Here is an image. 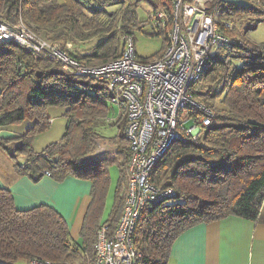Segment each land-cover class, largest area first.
I'll list each match as a JSON object with an SVG mask.
<instances>
[{
  "label": "trees",
  "instance_id": "1",
  "mask_svg": "<svg viewBox=\"0 0 264 264\" xmlns=\"http://www.w3.org/2000/svg\"><path fill=\"white\" fill-rule=\"evenodd\" d=\"M142 2L151 11L170 13L171 0H0V20L12 27L21 22L82 63L99 65L120 55L124 35L134 42V30L144 25L137 18ZM223 3L218 0L215 13L224 12ZM259 4L229 8L238 16H256L252 26L243 28L240 43L226 35V23L221 26L217 19V32L227 39L217 45L228 46V55L224 60L218 52L208 54L200 83L210 85L197 93L213 117L197 138L168 146L152 168L150 182L172 188L175 196L142 209L133 231L140 256L133 264H167L176 238L196 224L227 216L253 222L264 218V42L243 39L264 21V6ZM104 100L108 94L103 82L77 75L45 53L14 41L0 44V127L31 123L21 135L0 136V150L13 162L14 174L36 180L48 173L55 182L75 178L91 183L79 244L70 240L65 219L54 209L40 204L18 210L11 191L0 187V264H90L100 227L105 225L107 235L113 234L124 205L129 154L125 117L118 111L119 134L106 140L115 145L113 152L93 155L105 141L97 131L98 120L107 114ZM52 107L64 110V133L36 152L33 139L48 129L47 111ZM112 163H118L119 178L112 207L100 222Z\"/></svg>",
  "mask_w": 264,
  "mask_h": 264
},
{
  "label": "built area",
  "instance_id": "2",
  "mask_svg": "<svg viewBox=\"0 0 264 264\" xmlns=\"http://www.w3.org/2000/svg\"><path fill=\"white\" fill-rule=\"evenodd\" d=\"M218 0H171L169 16L158 9L149 16L152 32L169 23L162 52L155 59L136 57L131 35L123 36L120 55L99 65L70 56L57 42L42 39L21 22L9 26L0 20V44L11 41L35 53H45L71 72L103 82L108 101L125 117L128 173L122 213L112 235L105 225L97 233L90 264H133L140 256L133 243L135 223L142 209L173 199L175 191L150 182L156 161L172 143L197 138L213 117V110L198 96L208 54L220 36L215 7ZM260 0H250L257 5ZM230 28V23L226 22ZM70 47V44H66ZM49 176L48 173H45ZM31 264H50L32 261Z\"/></svg>",
  "mask_w": 264,
  "mask_h": 264
},
{
  "label": "crops",
  "instance_id": "3",
  "mask_svg": "<svg viewBox=\"0 0 264 264\" xmlns=\"http://www.w3.org/2000/svg\"><path fill=\"white\" fill-rule=\"evenodd\" d=\"M47 114L50 118L48 129L37 134L32 142L36 152L59 141L66 127L62 108H49ZM30 125L29 121H24L17 126L0 127V136L21 135ZM0 154L3 159L5 157L6 168L0 175V187L11 191L15 208L26 210L40 204L51 207L65 219L70 240L81 243L80 231L91 201V183L75 178L55 182L46 175L36 180L26 175L18 177L6 153ZM167 264H264V218L253 222L227 216L222 220L196 224L176 238Z\"/></svg>",
  "mask_w": 264,
  "mask_h": 264
},
{
  "label": "rangeland",
  "instance_id": "4",
  "mask_svg": "<svg viewBox=\"0 0 264 264\" xmlns=\"http://www.w3.org/2000/svg\"><path fill=\"white\" fill-rule=\"evenodd\" d=\"M57 2H61L62 0H56ZM223 1V0H222ZM228 3H223L224 12L223 10L220 12H216V18L220 21L221 26H223L224 23H230V28L227 30V34L229 38H232L234 41H239L240 43V36L243 32V28L247 25L252 26L253 23H255L256 16L255 15H247L243 16L242 14H237L238 11L229 10L230 7L237 8L240 5H249L251 7H257L250 4V0H226ZM231 1V2H230ZM261 5L259 4V8L264 6V0H260ZM115 8V7H114ZM113 8V9H114ZM112 8H108V10H111ZM112 9V10H113ZM228 9V10H227ZM154 11V10H153ZM151 8L146 2H142L138 5L137 8V18L139 23H144L143 27L138 30H134V50L136 53L137 58L140 59H154L159 56V53H161V50H163V46L165 45L164 38L167 37L168 31H169V23L167 22L166 28L164 30H161V34L153 33L150 27V21L149 16L152 14ZM165 11V10H163ZM167 13V11H165ZM169 14L167 13V17ZM231 35V37H230ZM243 39L250 42V43H261L264 42V21H260L256 24V27L252 30L246 31L243 35ZM215 45V47L212 49L213 54L218 52V56L221 58L226 59L228 55V46H218ZM71 49V47H68V49ZM210 84L203 83L200 81L195 85L194 89L197 93L199 92H205L207 91V87ZM105 104L107 105V114L104 118H101L98 120V133L105 139V141H100L97 149L93 150V155L100 154V153H110L113 152V147L115 146L113 143H110L109 141L114 137H117L119 134V128L118 125L115 124L113 121L116 120V116L118 113V108L115 104H112L108 100H104ZM113 122V123H110ZM8 147L12 149L13 144H9ZM2 151L0 150V153ZM3 159V156L0 154V160ZM5 159V157H4ZM4 159L2 162L0 161V175H3L6 168H5V162ZM7 160V159H6ZM5 160V161H6ZM128 166V163H127ZM128 173V167L127 171ZM109 178H110V184L108 189V195L106 197L105 201V207L102 213V216L100 217V222H103L108 215V211L111 209L113 204V197H114V188L118 182L119 178V166L118 163H112L109 167ZM127 179V178H126ZM126 194V186L124 187V199ZM172 200H168L170 202ZM14 264H24L23 262H17Z\"/></svg>",
  "mask_w": 264,
  "mask_h": 264
}]
</instances>
